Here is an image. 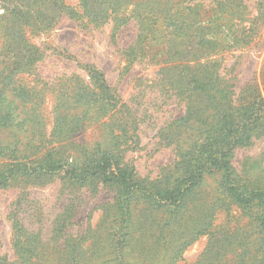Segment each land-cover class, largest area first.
Returning <instances> with one entry per match:
<instances>
[{
	"label": "trees",
	"instance_id": "16d2710c",
	"mask_svg": "<svg viewBox=\"0 0 264 264\" xmlns=\"http://www.w3.org/2000/svg\"><path fill=\"white\" fill-rule=\"evenodd\" d=\"M69 1L0 0V118L37 131L43 124L34 106L42 105L44 89L23 82V75L38 76L45 51L27 32L51 31L67 17L110 26L116 46L118 32L132 21L138 34L123 50L125 66L152 59L161 91L184 104V114L160 130L159 143L172 147L175 159L155 180L139 177L127 153L140 148L142 115L104 72L79 63L87 75L75 92L81 109L70 116L58 99L46 140L51 147L42 156L28 152L40 148L36 133L24 148L0 143V190L17 179L51 177L78 188L102 184L114 189L105 226L73 237L60 214L45 239L13 214V253L0 256V264H178L201 237L207 244L193 264H264V174L233 163L237 148L264 137V82L236 97L234 84L219 73L222 53L251 45L259 17H247L244 0ZM95 125L102 129L99 141L67 153L73 135ZM208 178L214 179L209 191ZM233 210L248 219L245 226L216 223L219 213Z\"/></svg>",
	"mask_w": 264,
	"mask_h": 264
},
{
	"label": "rangeland",
	"instance_id": "374dc122",
	"mask_svg": "<svg viewBox=\"0 0 264 264\" xmlns=\"http://www.w3.org/2000/svg\"><path fill=\"white\" fill-rule=\"evenodd\" d=\"M244 3L248 7V18L259 17L253 22L256 30L252 43L247 48L226 51L220 56L222 63L219 73L234 84L236 97L242 89L249 88L253 83L262 89L264 82V0H244ZM137 34L135 22L130 21L118 32L115 46L110 39V26L94 28L67 17H63L59 26L51 31L27 32L29 41L45 51L37 66L38 76L23 75V82L28 85L38 83V88L44 89L42 105L35 103L34 106V109L39 111L40 108L43 112V124H39L38 128L40 132L43 128L44 133L39 136L40 132L30 127L8 126L0 118V143L17 142L24 148L28 138L36 133L35 141L40 148L36 151L31 147L28 152L42 156L51 147L46 140L53 128V107L58 99H62L63 110L70 116L81 109L82 104L78 102L75 92L82 83L87 82V75L78 64H92L104 72L107 83L123 101L137 108L142 115L140 148L128 152V160L136 166L139 177L150 180L160 177L175 159L173 148L159 143L160 130L165 123L183 115L185 108L176 98L161 91L158 67L152 65V59L146 58L140 63L125 66L123 50L135 43ZM60 84L63 85L62 91H59ZM101 134L99 126L89 127L74 134V146L65 149L67 153L74 154L76 144H94L99 141ZM252 142L249 147L235 150L233 163L239 171L261 176L264 174V137ZM213 184L214 179L208 178L206 189L212 190ZM113 191L102 184L74 187L59 177L27 182L17 179L9 187L0 190V256H12L13 253V214L24 228L40 233L45 239L51 235L55 217L64 214L68 218L66 234L81 236L105 226V211L113 203ZM239 213L240 210H233L229 214L223 211L218 214L216 223L245 226L248 219L242 218ZM206 244L207 237H201L185 250L183 260L178 264H193Z\"/></svg>",
	"mask_w": 264,
	"mask_h": 264
}]
</instances>
